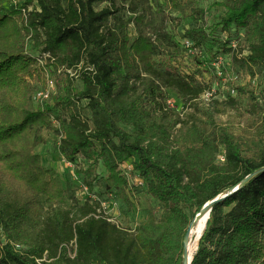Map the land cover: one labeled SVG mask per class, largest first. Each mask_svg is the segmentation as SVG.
I'll return each instance as SVG.
<instances>
[{"label":"trees","instance_id":"trees-1","mask_svg":"<svg viewBox=\"0 0 264 264\" xmlns=\"http://www.w3.org/2000/svg\"><path fill=\"white\" fill-rule=\"evenodd\" d=\"M114 1L0 0V264H40L47 254L60 264H182L192 222L186 209L196 216L264 167V122L246 141L214 114L186 122L169 106L168 92L187 107L212 91L203 72L183 69L185 50L166 32L167 11L197 18V1L138 0L133 21L115 17ZM5 5L13 7L4 11ZM221 6L223 30L244 29L251 46L247 56L230 48L232 65L253 74L264 66V0ZM112 17L115 27L105 30ZM185 38L199 50L209 34L195 27ZM44 55L58 92L37 105L26 77ZM247 90L238 87L240 95ZM45 129L58 132L59 153L70 165L82 166L80 155L101 161L108 189L126 202L128 187L133 194L147 189L164 205L161 219L150 216L130 237L108 221L102 203L86 202L74 215L64 205L75 191L35 151ZM192 264H264V172L214 205Z\"/></svg>","mask_w":264,"mask_h":264},{"label":"rangeland","instance_id":"rangeland-1","mask_svg":"<svg viewBox=\"0 0 264 264\" xmlns=\"http://www.w3.org/2000/svg\"><path fill=\"white\" fill-rule=\"evenodd\" d=\"M138 0H115V8L118 13L115 17L124 21H133L136 17L131 11L136 7ZM198 15L182 16L180 14L167 11L168 20L166 22V32L175 37V41L185 50L182 54L181 66L185 71H201L206 81L211 80L212 95L200 99L196 105L183 106L179 103L175 94L168 92L167 100L170 107L177 113L181 112V118L187 121L196 119L199 123L205 121L210 114L215 115V120L220 125H230L236 129V133L243 139L249 141L257 135L258 129L264 122V66L254 67L253 74L236 69L232 65L231 53L227 51L231 48L241 56L250 53V44L246 42L247 32L244 29L233 26L229 32L223 30L221 21L225 17V8L221 4L227 0H196ZM112 2L96 5L97 10L111 5ZM152 6V5H151ZM12 5H5L4 11L12 9ZM142 11V6L140 8ZM115 19L112 17L106 24L105 30L114 28ZM195 27H204L209 34L205 47L194 50L190 40L185 38V33ZM136 29L130 26L132 37L136 36ZM197 57L201 58L202 65L198 63ZM43 74L41 69H37L31 76L26 77L32 89L39 90L44 87ZM238 87H247V93L240 95ZM82 87L77 84L76 89ZM254 93V98L250 93ZM86 116L90 113L87 111ZM181 126H178L179 129ZM127 131L132 132L131 127L123 125ZM58 132L55 129H45V142L36 148V153L43 158L46 168L55 169L62 180L65 189L75 191V198L68 200L65 207L72 209L74 215H78V209L86 202H94L105 205L108 217H111L116 225L126 231L130 237L134 235L136 228L147 223L150 216L160 220L164 212V205L153 198L147 189H136V193L128 187L126 194L129 202H126L123 195L108 189V172L99 161L86 159L80 155L77 159L82 166L76 164L69 165L60 155L58 150ZM246 150V153H249ZM98 145L94 149L93 157H98ZM224 149L221 148L218 154V163L223 164ZM81 167V170H80ZM84 188L90 189L89 193H84ZM44 200V198H43ZM48 210L49 206L44 205ZM190 219L195 218L196 209H186ZM73 246H70V257L74 258ZM40 264H60L58 259H46Z\"/></svg>","mask_w":264,"mask_h":264},{"label":"water","instance_id":"water-1","mask_svg":"<svg viewBox=\"0 0 264 264\" xmlns=\"http://www.w3.org/2000/svg\"><path fill=\"white\" fill-rule=\"evenodd\" d=\"M263 172H264V167L262 169H259L258 171H256L254 174H251L248 177H246L238 186H235V187L229 189L228 191H226L225 193L221 194L217 198H215L212 201L208 202L201 209V211L195 216L194 220L190 223V225L188 227V230L186 232V235H185V238H184V250H183V262H182V264H192L194 255L190 259V252H189V246H190V243H191L190 236H191V233L193 231V227H194V225L197 222L198 216L201 215V214L208 216L207 217V221H206V227H207L208 220L210 219V215H211V212H212L213 207H214L215 204H217V203H219L221 201H224L228 197L232 196L234 193L239 191L240 188H242L243 186H246L256 176H258L259 174H261ZM202 236L200 237V239L202 238Z\"/></svg>","mask_w":264,"mask_h":264},{"label":"built area","instance_id":"built-area-1","mask_svg":"<svg viewBox=\"0 0 264 264\" xmlns=\"http://www.w3.org/2000/svg\"><path fill=\"white\" fill-rule=\"evenodd\" d=\"M32 10V9H30ZM50 61V55H44V57L38 62L37 67L44 72L43 76L45 79V85L44 87L40 88L39 90L35 91L34 94V101L37 105H43V103L48 100L52 95H56L58 92V83L57 81L51 76L50 71H45L42 65H48ZM72 76L74 73L72 71H68ZM212 95V91L204 94L202 98L209 97ZM223 161H225V156L223 157ZM70 165V164H69ZM124 173L126 175H131V168L128 167L126 170H124ZM84 193L86 191V194L88 193V189L84 188ZM107 207L105 205H102V210L104 211L105 215L108 217L107 212L105 211ZM101 212V210L99 211ZM108 221L115 223L111 217H108ZM73 247H75V244H72ZM17 249H21L22 247L20 245L16 246ZM75 256V254H74ZM41 262V261H38Z\"/></svg>","mask_w":264,"mask_h":264},{"label":"bare ground","instance_id":"bare-ground-1","mask_svg":"<svg viewBox=\"0 0 264 264\" xmlns=\"http://www.w3.org/2000/svg\"><path fill=\"white\" fill-rule=\"evenodd\" d=\"M207 215H199L196 224L193 227V231L190 236V246H189V252H190V259L195 254L198 248V244L200 241V237L204 234L206 229V221H207Z\"/></svg>","mask_w":264,"mask_h":264}]
</instances>
